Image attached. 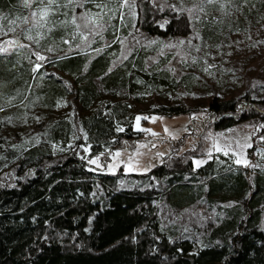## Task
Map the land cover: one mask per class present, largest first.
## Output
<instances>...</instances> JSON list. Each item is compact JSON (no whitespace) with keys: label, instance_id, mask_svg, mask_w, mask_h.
<instances>
[{"label":"trees","instance_id":"obj_1","mask_svg":"<svg viewBox=\"0 0 264 264\" xmlns=\"http://www.w3.org/2000/svg\"><path fill=\"white\" fill-rule=\"evenodd\" d=\"M35 3L0 0V14L25 17ZM134 4L133 32L120 29L115 18L100 54L74 56L53 65L60 76L46 74L37 93L51 105L69 99V120L44 128L35 124L39 145L27 148L8 143L0 125V264H264V170L235 165L231 156L220 154L198 168L192 162L204 156L201 143L207 134L238 126L252 134L249 157L264 150V99H255L251 91L219 97L212 89L204 107L194 108L188 70L174 72L167 66L168 56L153 62V50H146L154 39L177 40L192 33L189 17L154 0ZM58 10L48 38L35 48L25 46L40 69L33 72L32 62L11 52L23 62L0 68L3 92L15 88L17 98L33 93L31 85L45 69L37 54L68 31L58 23L70 11L64 16V8ZM133 34L150 41L119 58L113 42L133 39ZM97 42L94 48L101 45ZM170 92L174 96L167 103H154L146 115L204 113L196 125L198 146L180 155L171 151L164 165L131 183L89 166L87 158L94 155L132 150L140 138L133 130L138 114L133 106L143 103L146 94ZM191 134L172 146H181ZM52 145L65 150L55 154Z\"/></svg>","mask_w":264,"mask_h":264},{"label":"rangeland","instance_id":"obj_2","mask_svg":"<svg viewBox=\"0 0 264 264\" xmlns=\"http://www.w3.org/2000/svg\"><path fill=\"white\" fill-rule=\"evenodd\" d=\"M33 1L36 2L35 10L28 16L12 17L0 14V53H3L0 68L12 64L22 65L20 58L9 56L14 52L32 62V71L36 73L40 67L25 54V46L35 48V43L48 38L53 26L51 21L60 12L58 9L64 8V16L69 10L70 16L61 25L58 23V26L67 28L65 35L61 39H51L40 53L45 57L41 60L44 61L45 69L36 76L31 85V95L24 92L17 98V89L9 88L3 92L4 87L0 85V125L3 136L8 143L15 142L18 147L25 148L39 145V135L33 131L35 124L40 123L44 128L46 123L70 118L69 99H57L51 105L43 100L44 95L37 93L46 80V74L60 76L53 65L74 56L92 59L107 45L105 34L115 18L120 29L126 28L130 31L137 19L135 0H73L72 3L69 0H56L51 5L48 0L41 3H37V0H26L27 5ZM154 1L161 8L169 7L185 12L191 21L193 32L184 38L165 41L154 39L149 42L150 40L138 34H133V39L118 38L113 43L118 45L119 58L126 57L132 52V48L141 45L140 42L148 41L146 50H153L151 61H157L160 56H168L167 66L171 70H188L187 85L196 93L192 106L197 109L203 108L211 99L212 89L219 97H235L251 91L255 99H264V0H214L213 3H206L204 0ZM116 5H120L119 9ZM88 6L93 9L87 8ZM34 12L36 15H33ZM61 20L55 18L57 22ZM97 41L101 45L94 48ZM146 95L143 103L133 106V111L138 113L133 130L140 138L132 150L118 149L113 150L109 157L103 158V154H97L87 158L88 146L84 149V158H87L91 168L117 177L124 184L164 165L171 151L180 155L194 149L200 138L197 137L196 125L203 120L204 113L194 117L148 116L146 114L154 103H167L174 95L171 92L163 93L160 97ZM144 118L147 120L145 123L142 122ZM190 131L192 134L185 138L181 146H172V141L182 138ZM251 136V132L243 126L219 135L210 132L201 143L204 156L192 161L194 168L220 154L231 156L235 165L249 170L255 168L256 172L264 170V150L256 152L254 157L247 155L248 148L252 146ZM64 150L63 147L50 146V151L55 154ZM237 160L241 163H236ZM197 161H200L199 165ZM97 192L102 195L100 187H97Z\"/></svg>","mask_w":264,"mask_h":264},{"label":"snow or ice","instance_id":"obj_3","mask_svg":"<svg viewBox=\"0 0 264 264\" xmlns=\"http://www.w3.org/2000/svg\"><path fill=\"white\" fill-rule=\"evenodd\" d=\"M41 2H43V0H37V3H41ZM72 2H73V0H69V3H72ZM204 2L213 3L214 0H204ZM48 3H49V5L54 4V3H56V0H48ZM33 15H36V13L34 12ZM85 26H87V25H85ZM181 43H183V41ZM37 58L39 60H44L45 59V57L39 56V54H37ZM217 150L219 151V149H217ZM225 155H227V153H225ZM90 163H95V161H90ZM196 163H197V165H199L200 161H197ZM236 163H241V161L237 160ZM244 163L247 164V161H244Z\"/></svg>","mask_w":264,"mask_h":264}]
</instances>
